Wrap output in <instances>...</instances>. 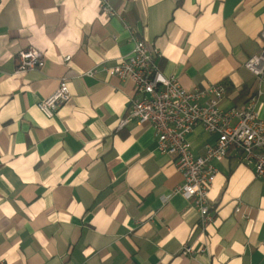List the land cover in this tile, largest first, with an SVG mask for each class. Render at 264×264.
<instances>
[{
	"label": "crops",
	"instance_id": "obj_1",
	"mask_svg": "<svg viewBox=\"0 0 264 264\" xmlns=\"http://www.w3.org/2000/svg\"><path fill=\"white\" fill-rule=\"evenodd\" d=\"M110 2L122 19L99 0H0V264H264V179L228 153L202 229L152 125L118 127L135 88L105 71L135 35L184 88L222 83L223 108H241L258 89L244 62L262 46L264 0ZM28 47L45 64L19 72ZM63 79L70 99L48 118L37 103ZM216 137L200 125L187 136L196 153Z\"/></svg>",
	"mask_w": 264,
	"mask_h": 264
},
{
	"label": "built area",
	"instance_id": "obj_2",
	"mask_svg": "<svg viewBox=\"0 0 264 264\" xmlns=\"http://www.w3.org/2000/svg\"><path fill=\"white\" fill-rule=\"evenodd\" d=\"M99 8L108 17H119L110 0H99ZM122 33L133 34L130 24L124 23ZM262 46L251 55L244 67L257 79V93L241 107L223 108L225 97L222 83H211L203 88H184L175 75L164 74L145 40L132 35L131 52L105 71L122 80L133 82L135 95L130 99L128 112L118 127L130 119L137 123H150L157 136V150L175 158V165L182 175V182L174 192L190 199L198 213L197 225L205 229L214 220L209 202V191L218 174L217 163L232 152L241 162L250 166L254 176L264 179V119L259 116L257 105L263 94L264 84V26L259 33ZM116 38V36H114ZM16 70L25 72L41 69L45 64L44 54L35 47L19 53ZM70 55L64 57L68 61ZM95 69L87 71L92 75ZM70 99V90L63 79L46 98L38 101V109L52 118L59 105ZM217 135L212 143H206L203 151L194 152L187 136L196 126ZM243 203L238 199L235 212L242 211ZM191 252L186 246L184 253Z\"/></svg>",
	"mask_w": 264,
	"mask_h": 264
}]
</instances>
